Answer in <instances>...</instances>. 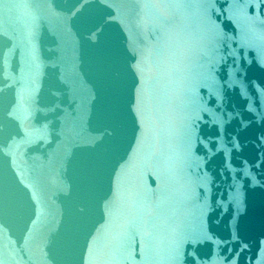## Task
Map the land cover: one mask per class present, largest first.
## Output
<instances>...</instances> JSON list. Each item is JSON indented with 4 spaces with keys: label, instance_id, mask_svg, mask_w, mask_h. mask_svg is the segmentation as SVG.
I'll list each match as a JSON object with an SVG mask.
<instances>
[{
    "label": "water",
    "instance_id": "obj_1",
    "mask_svg": "<svg viewBox=\"0 0 264 264\" xmlns=\"http://www.w3.org/2000/svg\"><path fill=\"white\" fill-rule=\"evenodd\" d=\"M0 264H264V0H0Z\"/></svg>",
    "mask_w": 264,
    "mask_h": 264
}]
</instances>
